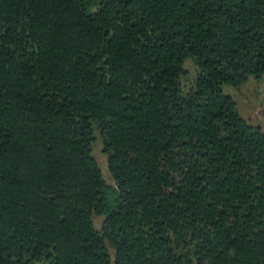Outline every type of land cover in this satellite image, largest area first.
I'll list each match as a JSON object with an SVG mask.
<instances>
[{
	"label": "trees",
	"instance_id": "trees-1",
	"mask_svg": "<svg viewBox=\"0 0 264 264\" xmlns=\"http://www.w3.org/2000/svg\"><path fill=\"white\" fill-rule=\"evenodd\" d=\"M94 2L0 0V264H264V0Z\"/></svg>",
	"mask_w": 264,
	"mask_h": 264
},
{
	"label": "rangeland",
	"instance_id": "rangeland-1",
	"mask_svg": "<svg viewBox=\"0 0 264 264\" xmlns=\"http://www.w3.org/2000/svg\"><path fill=\"white\" fill-rule=\"evenodd\" d=\"M94 1L91 0L90 10L95 9ZM186 69L193 72V67L190 63L186 64ZM222 89L225 94L234 100L240 116L251 124L260 125L264 132V74L260 79L250 78L240 87L224 85ZM93 137L91 154L98 164L105 183L113 187L114 184L107 169V155L102 151L101 137L97 131L94 132ZM93 220L96 227H99L101 216H94Z\"/></svg>",
	"mask_w": 264,
	"mask_h": 264
}]
</instances>
